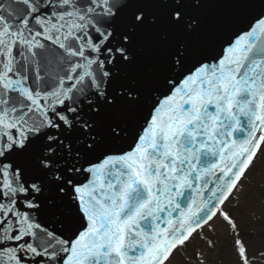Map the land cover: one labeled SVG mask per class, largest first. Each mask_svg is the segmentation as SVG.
Masks as SVG:
<instances>
[{
  "label": "snow or ice",
  "instance_id": "snow-or-ice-1",
  "mask_svg": "<svg viewBox=\"0 0 264 264\" xmlns=\"http://www.w3.org/2000/svg\"><path fill=\"white\" fill-rule=\"evenodd\" d=\"M220 228L264 264V0H0V264H211Z\"/></svg>",
  "mask_w": 264,
  "mask_h": 264
},
{
  "label": "rangeland",
  "instance_id": "rangeland-1",
  "mask_svg": "<svg viewBox=\"0 0 264 264\" xmlns=\"http://www.w3.org/2000/svg\"><path fill=\"white\" fill-rule=\"evenodd\" d=\"M243 222V221H242ZM258 231V230H257ZM217 238L219 240V248L221 249L222 253L225 250V253L218 256L216 253H212L210 255V261L211 264H234V254L232 252V249H227L226 244L229 241L228 239H230L228 237V233L225 229L220 228L218 229L217 232ZM246 242L250 243V244H255L257 248H259V246L264 243V241L258 239L257 237H246ZM200 244V241L197 240L195 242V244L192 247H195L197 245ZM192 247L189 248V252L192 251ZM180 257L177 258V264H179L180 262Z\"/></svg>",
  "mask_w": 264,
  "mask_h": 264
}]
</instances>
